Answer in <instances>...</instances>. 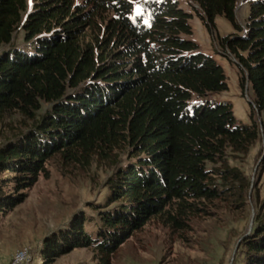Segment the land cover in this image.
<instances>
[{
	"label": "trees",
	"instance_id": "16d2710c",
	"mask_svg": "<svg viewBox=\"0 0 264 264\" xmlns=\"http://www.w3.org/2000/svg\"><path fill=\"white\" fill-rule=\"evenodd\" d=\"M238 1L191 0V7L238 68L241 92L250 88L249 124L237 122L229 102L208 101L227 91V77L185 38L192 15L175 0H87L89 10L74 0H40L29 12L26 0H0V47H8L0 53V122L17 114L25 124L0 145V173L13 187L0 194V213L24 201L55 156L66 166L115 167L93 234L77 215L44 238L43 264L75 249L111 264L153 218L176 224L181 214H207L198 206L217 202L243 211L250 196L257 210L232 264H264L258 181L227 159L245 158L260 138L264 147V0H247L244 24ZM105 12L112 18L101 32L94 18ZM217 17L233 32L215 37ZM18 31L21 48L12 45ZM263 170L264 155L258 179Z\"/></svg>",
	"mask_w": 264,
	"mask_h": 264
},
{
	"label": "rangeland",
	"instance_id": "374dc122",
	"mask_svg": "<svg viewBox=\"0 0 264 264\" xmlns=\"http://www.w3.org/2000/svg\"><path fill=\"white\" fill-rule=\"evenodd\" d=\"M175 1L192 15L189 20L192 34L185 38L195 42L200 52L212 57L227 77V91L211 96L208 101L229 102L237 122L249 124V104L253 98L249 86L241 92L238 68L219 53L216 41L193 12L191 0ZM26 2L29 12L40 0ZM73 4L80 10L90 9L87 0H74ZM236 16L240 24L245 23L248 16L247 0L238 1ZM111 18L112 13L109 12L95 16L96 26L101 28V32L105 31ZM215 25V37L233 32L223 17H217ZM12 45L24 47L21 31L16 33ZM7 48L0 47V53ZM24 125L19 115H7L0 122V145L21 131ZM263 155V140L260 138L245 158L231 154L227 158L229 164L240 169L249 181L254 184L258 181L261 201L264 200V170L258 179V169ZM121 161V165L126 164L125 155ZM45 170L46 173L39 175L35 185L24 191L26 197L22 203L5 215L0 213V264H8L13 253L22 247L31 249L34 264H38L40 259L42 262L39 264H43L40 248L44 238L68 228L71 220L79 214L87 219L85 230L91 234L94 232L93 226L97 219L95 208L105 204L109 194L108 179L115 167L107 163H94L89 168L66 166L55 156L46 162ZM10 177L0 173V194L8 196L13 193L12 184L3 182ZM172 207L176 209L174 205ZM198 207L205 208L207 214L202 211L181 214V222L176 224L166 217L151 219L141 231L120 246L111 264H232L239 241L253 224L257 210L253 196L248 198L243 211L232 210L218 202ZM94 258L91 249H75L53 264H96Z\"/></svg>",
	"mask_w": 264,
	"mask_h": 264
},
{
	"label": "built area",
	"instance_id": "2783aa9c",
	"mask_svg": "<svg viewBox=\"0 0 264 264\" xmlns=\"http://www.w3.org/2000/svg\"><path fill=\"white\" fill-rule=\"evenodd\" d=\"M34 262V254L31 249L22 247L13 253L8 264H34ZM41 262L40 259L39 263Z\"/></svg>",
	"mask_w": 264,
	"mask_h": 264
}]
</instances>
